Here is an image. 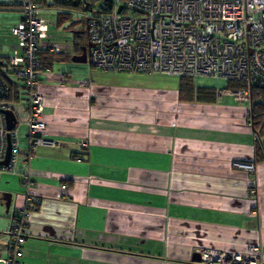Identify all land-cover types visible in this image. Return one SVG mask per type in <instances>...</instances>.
<instances>
[{
	"label": "crops",
	"instance_id": "crops-1",
	"mask_svg": "<svg viewBox=\"0 0 264 264\" xmlns=\"http://www.w3.org/2000/svg\"><path fill=\"white\" fill-rule=\"evenodd\" d=\"M0 4L10 31L21 8L17 0ZM52 9L58 16L48 6L40 16ZM69 27L60 41L49 27L39 40L42 136L55 147L29 156L20 136L26 97L9 76L21 91L11 101L20 153L15 171L0 173V195L12 194L10 220L27 196L36 198L26 210L23 263L209 264L194 258L213 250L255 254L264 264V135L251 125L250 99L211 87L212 100H184L177 76L74 61L87 43L86 21L84 31ZM10 36L13 44L0 45L4 61L21 51Z\"/></svg>",
	"mask_w": 264,
	"mask_h": 264
},
{
	"label": "built area",
	"instance_id": "built-area-1",
	"mask_svg": "<svg viewBox=\"0 0 264 264\" xmlns=\"http://www.w3.org/2000/svg\"><path fill=\"white\" fill-rule=\"evenodd\" d=\"M109 1L104 13H82L87 41L92 44L89 64L103 70L241 81L243 88L220 90L239 100L250 99L252 87L264 88V0ZM18 2L22 19L11 33L21 51L10 57L2 70L17 76L23 86L30 156L37 146L57 145L42 136L45 123L41 120L44 97L39 90V40L46 36L48 25L40 16L43 8L37 0ZM49 51L59 52L60 48L52 45ZM9 95L10 86L0 74V173L14 172L20 153L16 124L12 128L7 125L6 112L16 114ZM234 166L254 171L253 163L235 162ZM26 200L25 208L11 217L0 264H24L26 210L35 207L36 198L27 196ZM199 256L209 264H260L255 254L201 250Z\"/></svg>",
	"mask_w": 264,
	"mask_h": 264
},
{
	"label": "trees",
	"instance_id": "trees-1",
	"mask_svg": "<svg viewBox=\"0 0 264 264\" xmlns=\"http://www.w3.org/2000/svg\"><path fill=\"white\" fill-rule=\"evenodd\" d=\"M37 1L41 4L43 9L45 8V6H48L50 8L54 7L55 9H58L59 10L57 16L58 20L63 19L65 17L64 15L68 17V15H70L74 10H80L81 14L83 12L104 13L110 7L109 0H101L102 4L99 7L94 5L93 0H37ZM17 3L19 4L18 0ZM0 6L2 7L1 4ZM81 14L80 16H82ZM82 17L84 18V16ZM52 53L57 54L59 52H52ZM50 59L52 60L56 58L51 57ZM42 64L43 62L41 60V65ZM5 67H7V61L0 59V69H1L0 74L3 76V78L10 86V95L8 97V100L17 101L20 98V92H21L20 86L17 81H14L9 77L8 71L3 72L2 68ZM178 78H179V98L184 100H190L193 98H196L198 100H212L214 98L213 88L198 87L195 89L193 88L192 85L193 84L192 77L180 76ZM244 86L245 84L241 81L226 80V87L224 88L237 89ZM21 87L23 89L22 85ZM250 104H251L250 118H251V125L253 127V130L258 135H264V88H253V87L251 88Z\"/></svg>",
	"mask_w": 264,
	"mask_h": 264
},
{
	"label": "rangeland",
	"instance_id": "rangeland-1",
	"mask_svg": "<svg viewBox=\"0 0 264 264\" xmlns=\"http://www.w3.org/2000/svg\"><path fill=\"white\" fill-rule=\"evenodd\" d=\"M93 1H94V5L97 7H99L102 4L101 0H93ZM80 14H81L80 10H74L67 17V19L64 20L62 22V24H60L58 26L56 24V17L57 16H56L54 9L42 13L41 17L43 18V20L47 23V25L49 27L48 35L50 37H55V39L57 41H60L61 39H63L62 36L69 35L68 29L70 28L69 27L70 25H72L71 30H77V31H84L85 30V19L82 16H80ZM20 15H22L21 12H20ZM8 23H10V22H8V16L6 15V12L0 11V45L4 44V43L13 44L12 40L15 41V39H12V37L10 36V34H12V33H10L11 29H10V31H5V27H7V25H9ZM8 28H9V26H8ZM74 65L79 66V65H83V64L82 63H80V64L79 63L78 64L72 63V66H74ZM192 79H193V83L201 85V86L214 87V88H218V89L222 88V87H226L225 86L226 80L221 79V78L195 77ZM16 104L22 105L23 103H22V101H19ZM24 132L26 135L27 129H26V127L24 128V126H21L20 127V136H22V135L24 136ZM9 224H10L9 215L4 212V207L0 205V230L3 232H6ZM8 240H9L8 236L4 234V236L0 242L2 244L6 245Z\"/></svg>",
	"mask_w": 264,
	"mask_h": 264
},
{
	"label": "water",
	"instance_id": "water-1",
	"mask_svg": "<svg viewBox=\"0 0 264 264\" xmlns=\"http://www.w3.org/2000/svg\"><path fill=\"white\" fill-rule=\"evenodd\" d=\"M91 47H92V44L87 41V43L81 47V54L72 57V60L77 61V62H86L87 61V55H88ZM6 119H7L8 128H12L15 126L17 119H16V115L13 111H7L6 112ZM8 155H9V150L7 153L5 163L7 161ZM1 196H2L1 200L3 202H2V204L0 203V205L4 207V212L8 213L9 208L11 206V202H12V194L10 192H4V193H2ZM194 260H201V259L198 256V257L194 258Z\"/></svg>",
	"mask_w": 264,
	"mask_h": 264
},
{
	"label": "flooded vegetation",
	"instance_id": "flooded-vegetation-1",
	"mask_svg": "<svg viewBox=\"0 0 264 264\" xmlns=\"http://www.w3.org/2000/svg\"><path fill=\"white\" fill-rule=\"evenodd\" d=\"M1 199H2V196L0 195V203L2 204L3 201ZM4 248H5V245L0 242V256L3 255Z\"/></svg>",
	"mask_w": 264,
	"mask_h": 264
}]
</instances>
